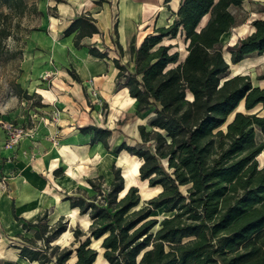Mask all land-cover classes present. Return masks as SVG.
<instances>
[{"label": "trees", "instance_id": "16d2710c", "mask_svg": "<svg viewBox=\"0 0 264 264\" xmlns=\"http://www.w3.org/2000/svg\"><path fill=\"white\" fill-rule=\"evenodd\" d=\"M0 1L9 8L0 12L1 47L2 38L12 33L13 17L23 16L27 4ZM244 1L181 0L172 21L155 27L141 43L132 38L125 51L114 39L116 82L129 88L139 112L152 115L139 125L135 144L123 140L111 148V130L98 125L82 126L80 132L94 133V141L112 152L137 156L142 160L139 178L162 191L143 205L138 186L131 185L123 195L125 177L113 162L106 189L100 185L104 175H99L88 179L92 195L78 188L64 198L92 220L88 232L73 229L75 246L53 243L67 231L68 221L62 216L50 224L45 212L24 223L26 231L35 229L33 237L18 234L22 259L94 264L101 254L92 241L100 240L108 264H264V165L257 160L264 152V114L237 112L222 129L242 101L248 111L260 103L264 108V87L253 85L248 74L230 75V62L264 53V19L253 18L254 31L229 46L230 62L223 54L222 36L246 19L239 20L233 10ZM94 33H100L96 19L85 13L64 30L75 34L77 48ZM176 37L187 45L183 60L179 43L165 42ZM88 47L94 57L108 55V48ZM162 208L167 214L159 219L154 212ZM0 264L21 263L0 259Z\"/></svg>", "mask_w": 264, "mask_h": 264}, {"label": "crops", "instance_id": "0c3cea01", "mask_svg": "<svg viewBox=\"0 0 264 264\" xmlns=\"http://www.w3.org/2000/svg\"><path fill=\"white\" fill-rule=\"evenodd\" d=\"M24 1L27 4L26 12L23 16L13 17L11 27L19 25L25 18L34 19L35 23L23 37L26 43L25 49L22 50L25 53L24 60L19 64L16 80L9 85L8 90L17 94L0 105L5 120L23 125L29 131L28 135H23L19 144L14 148H8L5 147L6 132L0 125V178H7L6 185H0V230L18 237V241L21 242L18 234L27 236L29 232L23 228L25 222L35 221L45 212L50 219L49 203H54L56 199L50 198L43 191L46 182L44 174L52 176L57 185L62 187L63 192L58 196L59 201L66 208L76 210L78 213V208H72L70 201L64 200L66 194H75L78 188H83L87 190L88 195H92L95 191L88 183V179L104 175L103 172H99L96 176L88 174V171L90 168L95 169L103 156L115 152L107 149L102 141L95 142L94 133L80 132L82 126L98 125L110 129L111 148L125 140L124 137H129L126 129L113 123V118L122 115L125 108L123 104L129 102L137 109L136 99L130 95L129 88L116 82L118 68L114 58H118V49L114 39L118 38L125 51L132 38L137 44L141 43L142 38L155 27L168 25L172 21L181 0H171L167 4L165 0ZM2 12L8 13L9 8L5 5ZM160 12L172 16L169 22L155 24ZM82 13L90 14L96 19L100 33L84 37L81 40L83 46L77 48L74 42L75 34L65 35L64 30ZM117 13L118 19L114 20ZM149 14L155 16L153 29L144 32L142 36H136L134 32L136 23H141ZM207 18L208 15H205L202 19L203 26ZM260 18L264 19V16ZM253 31L254 28L251 33ZM88 46H97L102 51L108 48L107 57H94L89 53ZM128 60V55L121 59L122 63ZM132 67L133 63L130 68ZM72 71L80 77V81L75 78ZM118 86L122 90L112 95L107 114L106 101L113 90L112 87ZM96 90L98 95L95 96L93 92ZM98 96L102 97L106 105L102 121L100 118L102 105ZM144 123L137 124L135 129L137 136L139 125ZM113 137L117 139L115 145L111 143ZM135 158L139 161V174L142 160L133 156V159ZM122 159L119 164L125 165ZM59 169L62 172L56 173ZM137 176L133 177L130 185L126 180L123 195L134 184ZM111 179L112 175L109 182ZM62 216L65 217L59 214L53 223ZM18 241L15 245H22ZM18 250L20 252L19 248Z\"/></svg>", "mask_w": 264, "mask_h": 264}, {"label": "rangeland", "instance_id": "374dc122", "mask_svg": "<svg viewBox=\"0 0 264 264\" xmlns=\"http://www.w3.org/2000/svg\"><path fill=\"white\" fill-rule=\"evenodd\" d=\"M161 5V4H160ZM5 5L0 1V12L3 11ZM234 12L238 16V19L241 20L242 18H246L244 22L239 23L235 28H233L230 32L224 34L222 36V42H223V54H225L227 60L230 62V54H229V46L235 44L238 42L240 37L247 36L251 33L254 26H252V20L256 17H263L264 16V0H246L241 7H237L234 9ZM172 18V16L169 15H163L161 12L159 13L158 19L155 22V16L152 14H149L147 18L143 19V21L136 23V28L134 29V32H136V36H142V34L150 29H153V25L163 23L164 21L169 22V20ZM16 19V18H15ZM118 19V13L114 17V20ZM103 22V19H102ZM155 22V24H154ZM35 23L34 19H22L20 24H16L11 27L12 33L9 36L3 37L1 41V47H0V105L1 103L6 102L7 100H10L11 97L15 96L16 92H10L9 85L12 84L13 81L17 78V73L19 72V64L24 60L23 49L26 47V43L23 40V37L26 36L27 31L31 28L32 24ZM203 25V24H202ZM19 29V30H18ZM130 37V34H129ZM166 43L169 42H178L179 46L178 49L180 50L181 60L184 59L186 54V43L184 42V39L182 37H176L173 40H166ZM113 54V53H112ZM27 55V54H26ZM127 63V62H126ZM230 70L231 74L233 75L235 73L239 74H248L250 75L252 79L253 85H259L261 87H264V79L261 78V76L264 75V53L259 54L254 52L253 55L247 56L245 59L238 62V64H232L230 62ZM238 68V70H235ZM112 92L110 93L109 98L107 99V114L109 113L110 109V102L112 99V95H116L117 92L121 91V87H112ZM99 91V89H98ZM16 97H14L15 99ZM98 100L100 104L102 105V117L101 121L103 120L106 112V105L105 101L102 99V97L98 96ZM123 104V103H122ZM125 105L123 113L120 117L113 118L114 125H121L124 129H126L129 137H124L128 143L135 144L136 141L140 138L137 136L136 132V126L138 123H144L148 122L149 116L152 114L150 111H144L139 112L135 105H131L129 102ZM244 112V113H251V114H257L258 116H262L264 114V108L263 104L260 103L257 106H255L254 109L248 111L245 108V101H242L239 105V107L228 117L227 122L222 127L223 130H226L227 124L230 123L237 112ZM3 113L1 112L0 108V120H3L4 123H11L12 127L10 129V132L7 130L6 126L3 124H0L3 126V129L6 132V142L5 147L8 148H14L17 144L20 143L21 139L23 138V125H17L13 121L5 120L3 117ZM103 123V122H102ZM107 125V123H104ZM116 137H113L111 140V143L115 145L116 143ZM125 161L124 164H119L120 160ZM259 165H264V153L259 154L257 157ZM115 162L117 166L122 168V173L124 175L125 171L127 174L129 173L132 180L133 177L137 176L134 174V165H135V159H133V155L130 153H127L125 151H122L121 153H113L111 155L103 156L100 160V163L95 169H91L88 171V174H99V172H103L105 175V179L100 180V185L106 189L109 184V179L111 178L112 172H111V164ZM141 164V163H140ZM131 165V166H129ZM89 165H87L88 168ZM127 166V167H126ZM44 177L46 178L45 185L43 187V191L46 192V194L49 195V197L55 198L54 203H49L48 211H49V223H53L59 214H63L66 217V221H68V228L66 233L59 239V241H54L53 243H59L61 246H72L74 247L75 244V236L73 233L74 228H80L84 232H88L89 225L91 224L92 220L88 216V214L80 215L78 211L73 209H68L64 206V204L59 201L58 196L61 194L62 187L57 185V183L54 181L52 176H48L47 174H44ZM125 177V175H124ZM7 183L6 177L0 178V185L5 186ZM126 183V180H125ZM139 187V193L141 196L143 205L146 200L149 198L157 195L159 192L162 191L161 186H151L148 181H142L138 176L134 180V184ZM141 186H144V192L143 195L141 194ZM126 187V184H125ZM130 188V187H129ZM183 191H186V187H182ZM121 196V195H120ZM166 212L162 209L157 210L154 212V215L158 217L159 219H163L164 216H166ZM35 229H30L29 232H27V236L33 237L34 236ZM84 235L83 237H85ZM18 241V237L13 235L6 234L3 230H0V258H6V259H13L18 261L21 264H30L27 260L22 259L19 256V250L18 246L15 245ZM19 243H22L21 241H18ZM92 246L99 249L100 254H102L103 249L100 247V240L99 241H92ZM74 258H71L69 260L70 263H72ZM32 264H38L32 263ZM94 264H108V262L103 258V255H99L96 262Z\"/></svg>", "mask_w": 264, "mask_h": 264}, {"label": "bare ground", "instance_id": "6f19581e", "mask_svg": "<svg viewBox=\"0 0 264 264\" xmlns=\"http://www.w3.org/2000/svg\"><path fill=\"white\" fill-rule=\"evenodd\" d=\"M235 70H238V68H236ZM138 163L139 161L135 158V165H134V174L135 175H138ZM126 180H127V184L130 185V183L132 182V178L130 176V174L126 172ZM141 194L143 195V192H144V186H141Z\"/></svg>", "mask_w": 264, "mask_h": 264}, {"label": "built area", "instance_id": "2783aa9c", "mask_svg": "<svg viewBox=\"0 0 264 264\" xmlns=\"http://www.w3.org/2000/svg\"><path fill=\"white\" fill-rule=\"evenodd\" d=\"M48 75H50V74H48ZM93 94L95 96L98 95V91L97 90L94 91ZM0 124H3L4 126H6L7 130L10 132V129L12 127L11 123H4L3 120H0ZM21 131H23V135H25V134L28 135L29 134V131H27L24 127H23V130L21 129Z\"/></svg>", "mask_w": 264, "mask_h": 264}, {"label": "water", "instance_id": "95a60500", "mask_svg": "<svg viewBox=\"0 0 264 264\" xmlns=\"http://www.w3.org/2000/svg\"><path fill=\"white\" fill-rule=\"evenodd\" d=\"M264 152H262L261 154H263Z\"/></svg>", "mask_w": 264, "mask_h": 264}]
</instances>
